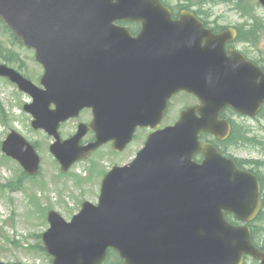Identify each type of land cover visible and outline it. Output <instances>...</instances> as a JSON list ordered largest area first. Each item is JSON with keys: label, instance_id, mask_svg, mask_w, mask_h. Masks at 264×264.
Masks as SVG:
<instances>
[{"label": "water", "instance_id": "1", "mask_svg": "<svg viewBox=\"0 0 264 264\" xmlns=\"http://www.w3.org/2000/svg\"><path fill=\"white\" fill-rule=\"evenodd\" d=\"M260 3L264 7V0ZM144 10L161 19L149 11L164 8L158 0H0V16L26 46L36 50L44 65L45 89L5 65H0V76L33 97L24 109L34 116L35 129L43 128L56 138L51 151L63 172L111 140L114 149L122 151L138 126L151 123V117L133 107L132 101L140 107L135 97L122 93L114 94L110 112L103 111L101 119L96 115L90 127L81 125L75 137L62 141L58 134L62 122L95 107L92 87L83 83L91 79L90 73L106 62L114 72L115 50L127 47L130 54L138 52L133 46L139 47L140 39L131 40L114 22L139 20L146 15ZM151 24L163 26L162 46L171 47L166 41L169 24L146 25ZM186 27L184 33L197 40L194 30ZM234 37L231 31L225 37L207 32L209 51L203 59L214 75L209 81L163 78L164 109L176 89L195 93L202 105L186 111L178 127L152 134L132 164L115 166L103 181L98 206L84 202L71 222L49 212L51 227L43 241L54 264H101L109 247L120 253L123 264H243L245 255L264 264V252L253 245L249 226L232 225L225 216L228 212L241 221L254 220L262 206L260 181L199 140L203 132L220 139L228 136L229 125L218 120L224 107L254 117L264 105V71L241 55L225 54V42ZM88 128L96 133V142L83 147ZM2 150L29 174L38 173L40 157L22 136L13 132ZM199 152L204 154L201 164L193 161Z\"/></svg>", "mask_w": 264, "mask_h": 264}, {"label": "rangeland", "instance_id": "2", "mask_svg": "<svg viewBox=\"0 0 264 264\" xmlns=\"http://www.w3.org/2000/svg\"><path fill=\"white\" fill-rule=\"evenodd\" d=\"M168 6H181L193 9H209L212 17L219 20L220 25L239 26L244 31L251 29L254 17L245 15L243 11L252 13L260 19V49L264 53V9L257 0L253 2L255 10L246 1L235 7L233 2L213 0L203 4V0H165ZM242 10V11H240ZM243 24H249L247 28ZM225 26V27H226ZM0 48L16 53L24 63L19 69L16 64L7 63L10 67L20 70L36 85H39L43 75V68L35 61V54L20 43H16L10 31L0 34ZM250 52V46H243ZM264 61V56H263ZM0 57V64L5 63ZM0 102L6 113L0 114V263L5 264H52L53 258L40 248L41 235L49 228L47 212L56 210L67 221L79 213L84 201L98 203L103 177L111 170V165H122L125 160L112 158L111 147L104 146L89 159L73 166L66 174L61 173L60 164L50 152V146L55 142L43 130L32 128V116L25 113L23 106L32 103L31 98L20 92L8 80L0 78ZM196 100L187 95H179L174 105H190ZM242 128L248 129L245 146L233 147L229 151L234 155L258 161L261 166V177L264 180V111L258 119H242L236 114H229ZM173 117L169 116L166 122ZM82 123H90V112L82 113ZM76 121L64 124L60 129L62 139H69L77 131ZM162 127V128H163ZM17 132L28 142L33 144L41 158L40 174L31 178L23 176L20 164L7 158L1 151V143L12 132ZM148 131L145 132L147 134ZM89 139L85 140L88 141ZM143 141L134 145L132 149L141 148ZM22 178L21 187L11 190L7 184L17 182ZM5 186V187H4ZM264 225L259 223L257 233L260 242H264ZM40 236V237H39ZM41 239V240H40ZM257 241V239H256ZM258 243V242H257ZM43 244V242H42ZM245 264H256L253 259H247Z\"/></svg>", "mask_w": 264, "mask_h": 264}, {"label": "flooded vegetation", "instance_id": "3", "mask_svg": "<svg viewBox=\"0 0 264 264\" xmlns=\"http://www.w3.org/2000/svg\"><path fill=\"white\" fill-rule=\"evenodd\" d=\"M172 11V19L174 21H178L181 19V17L185 14H193L194 17L198 19V22L203 25L204 30H210L214 34H221L228 30L229 28H233L236 31V37L233 42L228 43L226 45V52L228 55H230L231 51H237V53L244 55L246 59L256 65L257 67H261L262 69L264 68V61H263V51L259 49V37L257 35V30H258V17L251 16L247 14L245 11V15H249L251 17H254L255 20L253 21V25L251 29H248L244 31L242 27L239 26H226V25H220L219 20L215 19L214 21L211 19L212 14L211 10L209 9H188V8H176V9H171ZM226 26V27H225ZM245 28L249 26V24H243ZM128 28L130 34L132 37H137L140 32L144 29H146L147 26H144L142 24H133V23H128L126 25ZM243 46H250V52L251 55L249 54V51L247 48H243ZM202 47H205V42L203 43ZM158 52L155 51V53H151L149 60H150V65L149 68H147V51L145 48H142V54H141V62L140 66H136L135 69V75L138 77L139 73L142 79V84L141 88L136 86L135 93L139 94L140 97L142 94L144 97L146 96L147 90L151 91V94L153 96L157 95V73H158ZM130 59H133L130 58ZM182 71H189L190 68L187 65H184L182 68ZM93 86L96 95L99 93H102L103 95L107 96V100L109 102V96L111 94H114L115 91V82H114V77L113 73L110 71L108 66H99L96 67V72L93 75ZM100 79V80H99ZM147 79H149V85H147ZM122 89H124V86H121ZM184 95V94H183ZM186 95V94H185ZM179 96V95H178ZM189 96V95H188ZM177 97V96H176ZM175 97V98H176ZM191 99L196 100L195 97L190 96ZM172 102V101H171ZM169 103V109L167 114L171 117L174 118V120L171 121L169 120L168 124H173L176 122V117L181 115V113L189 108L190 106L195 105L196 103L193 102L190 105H182V104H177L175 106L172 105V103ZM90 112L91 116V121L93 120V111L92 110H85L84 112ZM83 112V113H84ZM236 112L231 109L227 108L223 113H222V118L228 120L231 123V134L226 139L225 141H218L215 139L212 135H203L202 140L204 142L211 143L215 145L220 152L223 155H226L227 157H230L234 159V161L237 163L238 167L240 169L246 170L251 172V170L255 169L257 167V161L252 160V159H245V158H240L233 153H231L229 150L233 147H241L243 146V140L247 138V136L250 134V131L248 129L242 128V125H239L229 114H235ZM237 114V113H236ZM156 115V114H155ZM239 114H237L238 116ZM240 118L246 120L249 119L247 117H243L239 115ZM148 129H139L138 130V135L135 138V144L144 141L145 138V131ZM90 138L88 141H92L94 138V134L89 132L87 134ZM110 146V145H108ZM111 153H112V158H120L122 160H125V156H128V160H125L122 165L128 164L136 155L137 151L139 148L132 149L134 147H127L124 151L122 152H116L112 150V144H111ZM253 230V227H252Z\"/></svg>", "mask_w": 264, "mask_h": 264}, {"label": "trees", "instance_id": "4", "mask_svg": "<svg viewBox=\"0 0 264 264\" xmlns=\"http://www.w3.org/2000/svg\"><path fill=\"white\" fill-rule=\"evenodd\" d=\"M209 1H213V0H203V4L204 3H207ZM226 1H229V2H233L235 7H238V4L240 2H248L250 4V7L251 9L253 10L254 9V6H253V2L254 0H226ZM6 29L3 22L0 20V32L1 30H4ZM0 57L3 58L4 60H8L12 63H16L18 64L19 63V58L17 55L15 54H8V51L3 49V48H0ZM20 68H22V65L20 66ZM2 112H4V110L2 109ZM264 176V175H263ZM263 181V180H262ZM21 183L19 182L18 185H20ZM264 184V182H263ZM261 218V219H260ZM260 218L259 220H262L264 221V209L262 211V214L260 215ZM254 234H256V232H254ZM119 263V259H118V256L117 254H115L114 252H111L107 262L105 264H118Z\"/></svg>", "mask_w": 264, "mask_h": 264}, {"label": "bare ground", "instance_id": "5", "mask_svg": "<svg viewBox=\"0 0 264 264\" xmlns=\"http://www.w3.org/2000/svg\"><path fill=\"white\" fill-rule=\"evenodd\" d=\"M100 80V79H99ZM77 88H79V86L76 85Z\"/></svg>", "mask_w": 264, "mask_h": 264}]
</instances>
